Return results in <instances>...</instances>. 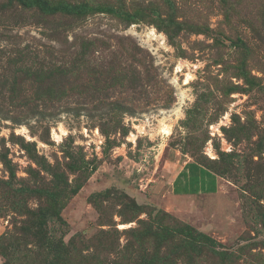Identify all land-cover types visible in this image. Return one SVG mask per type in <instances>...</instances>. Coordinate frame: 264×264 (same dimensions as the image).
I'll list each match as a JSON object with an SVG mask.
<instances>
[{
	"label": "rangeland",
	"instance_id": "obj_1",
	"mask_svg": "<svg viewBox=\"0 0 264 264\" xmlns=\"http://www.w3.org/2000/svg\"><path fill=\"white\" fill-rule=\"evenodd\" d=\"M43 1L0 0V264H264V0Z\"/></svg>",
	"mask_w": 264,
	"mask_h": 264
},
{
	"label": "crops",
	"instance_id": "obj_2",
	"mask_svg": "<svg viewBox=\"0 0 264 264\" xmlns=\"http://www.w3.org/2000/svg\"><path fill=\"white\" fill-rule=\"evenodd\" d=\"M180 173V174H179ZM178 177L173 182V185L171 187L172 194L174 197H180L184 199H189L190 196L194 195H201V194H208L211 190L210 188L212 185H214V188L211 193L216 192L219 189V178L216 176V174L204 167H201L200 165H189L188 169H184L182 171H179ZM193 173L200 175V181H203L204 184H197V187L195 189H192L190 187L193 177ZM203 177L206 179L204 180ZM182 182V183H181ZM181 185V189L178 190V185ZM198 193V194H190V193ZM193 196V197H194Z\"/></svg>",
	"mask_w": 264,
	"mask_h": 264
},
{
	"label": "trees",
	"instance_id": "obj_3",
	"mask_svg": "<svg viewBox=\"0 0 264 264\" xmlns=\"http://www.w3.org/2000/svg\"><path fill=\"white\" fill-rule=\"evenodd\" d=\"M33 1H35V0H29V4H31ZM38 1H40V2H43L46 6H47V2L46 1H43V0H38ZM66 8V6L64 7V9ZM67 10H69V11H77V10H81V9H84L82 6H80L79 8L78 7H67L66 8Z\"/></svg>",
	"mask_w": 264,
	"mask_h": 264
}]
</instances>
